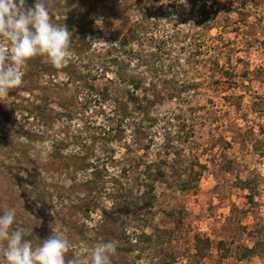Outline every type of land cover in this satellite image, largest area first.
Instances as JSON below:
<instances>
[{"label": "rangeland", "instance_id": "rangeland-1", "mask_svg": "<svg viewBox=\"0 0 264 264\" xmlns=\"http://www.w3.org/2000/svg\"><path fill=\"white\" fill-rule=\"evenodd\" d=\"M0 264H264V0H0Z\"/></svg>", "mask_w": 264, "mask_h": 264}, {"label": "trees", "instance_id": "trees-1", "mask_svg": "<svg viewBox=\"0 0 264 264\" xmlns=\"http://www.w3.org/2000/svg\"><path fill=\"white\" fill-rule=\"evenodd\" d=\"M128 34H130L131 38L133 39L137 37V35L131 30L129 31ZM113 59H114L113 62L115 63L118 62L117 56H115ZM129 82L132 85L134 90L138 89L140 85L142 84L141 77L135 76V75L131 76V78L129 79ZM105 90H107V87L105 88ZM129 98L135 99L136 96L134 95L133 92H131L129 93ZM155 165H156L155 170H148L146 172L147 180H144L142 184L145 188L140 194H137L136 196L131 195V192H132L131 187H124V185L119 179L112 178L113 184H115L116 187H114V190L112 192L113 193L112 194V200H113L112 206L110 207L109 210H103V216L105 220L109 219L114 222V221L120 220V216L123 213H129V212L136 213L139 211L144 213L146 210L149 211L153 203V200L155 198L153 194V190H154L153 181L162 180L165 177V172L163 168H161L159 163H156ZM192 167L193 166L191 165L188 171L190 174L192 173L193 175H196L197 172L193 173ZM91 174H92V178H90V182L93 183L94 187H96L97 182L104 177V174L102 170L98 168H94ZM190 179L188 176L187 180L184 181V186L186 187L190 186V183H189ZM120 230H121L120 235L124 234L123 233L124 230L122 228H120Z\"/></svg>", "mask_w": 264, "mask_h": 264}]
</instances>
